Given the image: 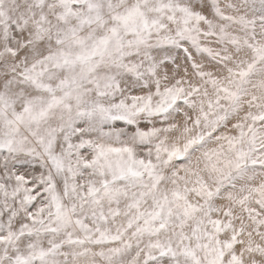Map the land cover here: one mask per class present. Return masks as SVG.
<instances>
[{
    "label": "snow or ice",
    "instance_id": "6c2138e0",
    "mask_svg": "<svg viewBox=\"0 0 264 264\" xmlns=\"http://www.w3.org/2000/svg\"><path fill=\"white\" fill-rule=\"evenodd\" d=\"M0 264H264V0H0Z\"/></svg>",
    "mask_w": 264,
    "mask_h": 264
}]
</instances>
